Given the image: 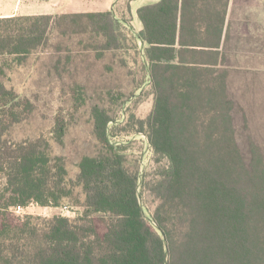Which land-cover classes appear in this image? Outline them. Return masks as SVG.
<instances>
[{
    "label": "trees",
    "instance_id": "1",
    "mask_svg": "<svg viewBox=\"0 0 264 264\" xmlns=\"http://www.w3.org/2000/svg\"><path fill=\"white\" fill-rule=\"evenodd\" d=\"M228 4L161 0L138 10L139 33L112 11L0 18V211L31 204L82 210L74 218L3 215L0 264H264V156L250 143L247 160L236 137L222 51ZM108 55L102 66L116 79L93 92L91 139L73 175L52 142L65 146L93 98L74 80L77 71ZM32 57L49 61L46 87L68 104L54 116L49 140L13 137L37 107L9 86V72ZM145 84L153 108L136 124L154 156L142 175L140 161L113 140L119 112L103 95L124 105V90L135 97Z\"/></svg>",
    "mask_w": 264,
    "mask_h": 264
},
{
    "label": "rangeland",
    "instance_id": "2",
    "mask_svg": "<svg viewBox=\"0 0 264 264\" xmlns=\"http://www.w3.org/2000/svg\"><path fill=\"white\" fill-rule=\"evenodd\" d=\"M10 0H0V12L8 7ZM17 3L18 0H11ZM128 26V24H126ZM261 52H264V39L261 40ZM264 57V56H263ZM93 59H91L92 61ZM89 61L90 63H92ZM110 62V56L104 58L102 62L95 63L90 70L80 68L75 76V81L84 84L87 87V96L93 97L87 99V105L83 107L76 115L72 127L66 137L65 146L60 147L53 143L56 153L66 155L68 159V168L74 175L75 169L73 164L77 160L78 153H82L85 142L91 139V125L88 122L90 107L99 102L98 94L93 93L97 90L99 83H111L115 81L113 74L106 73L104 64ZM130 67L137 71V65L132 63V59H128ZM49 61L44 57L39 61H35L34 57L30 58L22 65H13L10 72L9 86H14L19 92H23L27 97L34 100L36 104V113L26 122L18 125L13 130V137L16 140L25 138L35 139L44 137L50 139V131L53 126V118L62 106L68 104L60 98L57 88L53 86L46 87V73ZM86 64V63H85ZM103 65V66H102ZM89 72L91 75H89ZM121 72V71H119ZM102 77H101V76ZM139 76V74H138ZM124 77L119 80L127 83ZM111 86V85H109ZM127 88L126 85L122 86ZM129 102L118 106H112L109 96H104L106 107H113L117 110V122L111 125L115 141L121 142L123 146L129 149V154L136 160L140 161L141 174L144 175L151 171L153 167V150L150 147L146 136L138 132L136 121L145 120L153 108V95L151 86L145 84L142 89L134 91L135 97L129 95L133 92V88L124 90ZM231 92L235 103L234 123L236 129V137L243 155L248 160L250 158L249 145L254 143L261 148L264 156V66L254 70L233 71L231 78ZM105 94V93H104ZM116 96L117 94H113ZM70 98V96H69ZM125 99V98H124ZM3 181H0L2 185ZM147 202L146 208L153 209V201L145 196ZM81 209L75 206L66 205L64 207H42L36 204L30 205L21 214H17L11 210L0 211V219L3 215L12 214L18 219L31 216L41 219H49L56 215L74 218L81 213ZM8 212V213H7ZM23 216V217H22Z\"/></svg>",
    "mask_w": 264,
    "mask_h": 264
},
{
    "label": "crops",
    "instance_id": "3",
    "mask_svg": "<svg viewBox=\"0 0 264 264\" xmlns=\"http://www.w3.org/2000/svg\"><path fill=\"white\" fill-rule=\"evenodd\" d=\"M161 0H18L8 2L0 18L34 15L86 14L112 11L123 25L136 33L142 28L138 10ZM222 38L226 56L230 95L233 71L254 70L264 66V0H229ZM232 96V95H231ZM233 98V97H232Z\"/></svg>",
    "mask_w": 264,
    "mask_h": 264
},
{
    "label": "built area",
    "instance_id": "4",
    "mask_svg": "<svg viewBox=\"0 0 264 264\" xmlns=\"http://www.w3.org/2000/svg\"><path fill=\"white\" fill-rule=\"evenodd\" d=\"M33 205V204H31ZM29 207V206H28ZM28 207H22V206H17L13 208V211L17 214H21L25 209H27Z\"/></svg>",
    "mask_w": 264,
    "mask_h": 264
}]
</instances>
